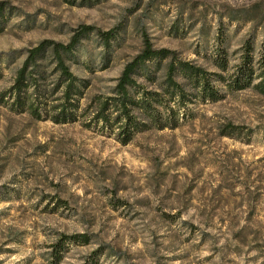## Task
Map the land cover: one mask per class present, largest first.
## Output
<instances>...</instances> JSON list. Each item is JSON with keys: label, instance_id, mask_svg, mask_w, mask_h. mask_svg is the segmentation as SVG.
Instances as JSON below:
<instances>
[{"label": "rangeland", "instance_id": "1", "mask_svg": "<svg viewBox=\"0 0 264 264\" xmlns=\"http://www.w3.org/2000/svg\"><path fill=\"white\" fill-rule=\"evenodd\" d=\"M82 26L115 35L93 31L63 57L80 81L76 121L0 101V264H264V94L257 79L231 85L245 45L255 71L264 61V0H0V93L28 50ZM144 39L203 69L214 94L176 78L177 122L122 144L92 120ZM36 64L54 100L52 59ZM167 64L134 79L159 92Z\"/></svg>", "mask_w": 264, "mask_h": 264}, {"label": "trees", "instance_id": "2", "mask_svg": "<svg viewBox=\"0 0 264 264\" xmlns=\"http://www.w3.org/2000/svg\"><path fill=\"white\" fill-rule=\"evenodd\" d=\"M93 31L95 30L90 26H82L73 32L67 44L43 41L28 50L12 86L0 93V101L6 99L10 108L20 112L26 111L39 120H50L53 123L76 121L74 111L77 107L76 96L79 95L80 81L69 72L63 57L70 55L80 40ZM95 35L107 45L114 37L115 29L106 32L95 31ZM249 52V46L245 45L241 64L231 75V85L234 89L242 90L257 79L255 87L264 94V61L259 62L256 73ZM47 53L54 64V73H57L58 86L61 88L60 96L54 100H51L52 90L42 84L45 81L44 72L39 70L41 66L36 64L44 59ZM163 60H168V64L162 86L158 87L159 92L148 91L135 81L134 77L141 75L147 64L152 61L159 64ZM219 67L226 71L225 64ZM178 77L198 88L204 95L214 94L203 69L176 60L167 50H153L144 39L142 51L124 66L114 87L113 96L99 101V109L94 114L92 123L100 124L103 130H116L118 141L122 144L128 143L135 134L147 130L152 123L156 125L161 122L159 119L167 125L175 124L185 97L182 86L175 80ZM52 101H56L55 104H51ZM135 111L139 114L135 115ZM79 240H83V236H62L59 244L63 246L65 243Z\"/></svg>", "mask_w": 264, "mask_h": 264}]
</instances>
